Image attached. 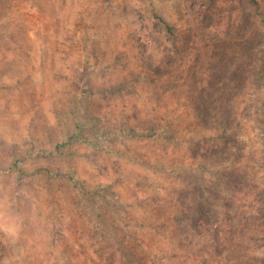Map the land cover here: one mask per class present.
<instances>
[{
  "label": "rangeland",
  "instance_id": "374dc122",
  "mask_svg": "<svg viewBox=\"0 0 264 264\" xmlns=\"http://www.w3.org/2000/svg\"><path fill=\"white\" fill-rule=\"evenodd\" d=\"M256 2L246 7L252 31L262 28L264 15V0ZM238 5L0 0V264H100L105 241L113 251L126 224L144 238L146 252L163 261L183 255L170 231L149 225L143 201L162 197L169 210L155 217L168 220L182 192L192 193L193 204L202 203L200 192L208 198L204 206L220 205L215 194H227L224 169L232 164L262 179L264 90L237 97L241 116L225 139L227 148L196 158L205 137L221 133V126L203 134V122L184 101L186 82H166L165 88L153 83L180 78L179 53L188 56L185 51L194 48L177 40L174 45L154 11L176 34L199 44L200 56L193 52L187 68L201 58L207 69L198 68V75L223 77L217 64L242 57L229 44L236 49L251 33L229 16ZM79 120L93 144L63 146ZM131 129L136 137L126 134ZM48 171L52 176L42 173Z\"/></svg>",
  "mask_w": 264,
  "mask_h": 264
},
{
  "label": "trees",
  "instance_id": "16d2710c",
  "mask_svg": "<svg viewBox=\"0 0 264 264\" xmlns=\"http://www.w3.org/2000/svg\"><path fill=\"white\" fill-rule=\"evenodd\" d=\"M256 3V0H239L238 8H233L229 12V16L236 15L239 25L248 29L249 33H251L248 37L241 39L236 49L232 43L229 44L232 51L237 50L242 55L237 63L232 62L234 63L232 65H229V61L222 62L221 65L215 63L218 65V69L223 71V77L211 74L205 78L203 74L198 75L196 73L198 68L204 71L207 67L206 62L201 64V58L187 68L186 61L194 55L193 52H196V56H200L199 44L191 38H183L182 34H176L174 25L158 12H153L156 24L164 29V33L167 36L175 38L174 45H176L177 40L181 44L185 43L186 45L194 46L193 49L185 51L188 56H183L184 52L179 53L181 57L178 61L177 69L182 74L180 78L175 79L174 83L173 81H168L169 77L167 81L155 82L154 80L153 83L165 88L164 84L166 82L170 85L186 82L188 88L185 92L186 99L184 101H186L188 106H185L189 111H193L199 120L203 122V130L207 131L203 134L207 135L209 132L217 131L218 126L222 128L219 134H209L208 139L210 140L205 137L206 139L203 140L202 145L195 151L196 158H200L198 156L200 153L201 157L204 158L206 152L207 154H215L222 146L227 148L228 142L225 139H229L235 119L241 116L237 97L250 91L264 90V15L259 19L262 28L252 31L251 14L246 11L247 5L253 6ZM256 13L261 14L259 8H256ZM225 46L228 47V44ZM204 57H206L205 54ZM208 66L214 67V65ZM233 70L234 74L231 75ZM189 72L191 76L195 72L194 80L190 79L187 82L185 77ZM175 73H177V70ZM168 74H164L162 77L166 78ZM194 81H196L195 84ZM190 85H193L194 88ZM81 122L80 120L76 122V131L63 146H67L71 142L93 144V141L85 136V127ZM171 129L172 127L170 126L169 131H172ZM126 134L130 137L137 136L134 129H131ZM230 143L232 142L230 141ZM61 146H58V148ZM235 165L232 164L233 167L224 169V172H226L224 174L227 177V194H215V199L221 204H213V207L216 205L213 209L204 206L203 201L207 202L208 198L203 193L199 192L196 194V196L198 195L201 198L202 203L193 204L191 202V199H193L192 193L190 191L186 194L182 192L180 194V206L175 203L172 204V209L176 210L173 219L158 220L155 217L156 213L166 215L167 210H169L162 207L164 201L162 197L151 196L146 201H143L141 207L147 211L148 216L151 218L149 225L160 233H164L166 230L170 231L173 239L180 245L181 254L183 255L169 258L175 262L169 259H167L169 261H163L161 256L153 254L150 249L149 252H146L147 244L144 238L142 236L139 237L138 233L136 231L133 232L132 230L134 229L126 224L122 226L124 228V231L122 230L123 238H120L119 242L114 240L115 242L112 246L115 249L113 251L106 250L111 246V242L105 241L102 253L97 256L98 263L264 264V176H262V179L258 178L252 172H248L247 167L239 168L235 167ZM18 173L20 176L27 175L22 170ZM42 173L46 176H52L49 171ZM71 179L73 178L71 177ZM210 193L212 195V192ZM102 197L106 199L105 196ZM171 214L173 213L171 212ZM119 229L121 230V228ZM245 229L246 231H244ZM257 253H262L261 255L263 256L258 257Z\"/></svg>",
  "mask_w": 264,
  "mask_h": 264
}]
</instances>
